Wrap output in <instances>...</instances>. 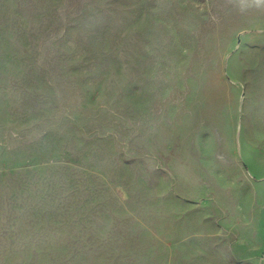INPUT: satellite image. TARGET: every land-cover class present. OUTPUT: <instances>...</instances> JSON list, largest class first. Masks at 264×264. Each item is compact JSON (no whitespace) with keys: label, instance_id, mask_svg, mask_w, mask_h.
I'll list each match as a JSON object with an SVG mask.
<instances>
[{"label":"rangeland","instance_id":"obj_1","mask_svg":"<svg viewBox=\"0 0 264 264\" xmlns=\"http://www.w3.org/2000/svg\"><path fill=\"white\" fill-rule=\"evenodd\" d=\"M0 264H264V5L0 0Z\"/></svg>","mask_w":264,"mask_h":264},{"label":"clouds","instance_id":"obj_2","mask_svg":"<svg viewBox=\"0 0 264 264\" xmlns=\"http://www.w3.org/2000/svg\"><path fill=\"white\" fill-rule=\"evenodd\" d=\"M253 3H254L257 7H259V6H261V5H264V0H253Z\"/></svg>","mask_w":264,"mask_h":264}]
</instances>
